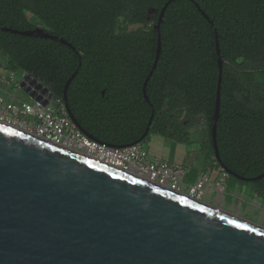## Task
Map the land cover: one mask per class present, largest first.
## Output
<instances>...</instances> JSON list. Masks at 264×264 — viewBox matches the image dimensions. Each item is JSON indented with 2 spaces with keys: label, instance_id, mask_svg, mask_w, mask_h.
<instances>
[{
  "label": "trees",
  "instance_id": "obj_1",
  "mask_svg": "<svg viewBox=\"0 0 264 264\" xmlns=\"http://www.w3.org/2000/svg\"><path fill=\"white\" fill-rule=\"evenodd\" d=\"M167 1L151 0L159 9ZM195 3L214 21L223 59L217 122L221 158L240 175H260L264 172V77L257 74L264 75V0L172 1L160 26V58L146 86L149 102L142 89L155 60L157 32L155 28L117 30L121 18L126 23H147L146 0L90 2L97 8L80 10L73 21L64 17L53 0H0V27L29 30L40 25L72 43L81 56L57 41L0 28L3 67L32 74L61 100L67 80L79 68L67 92L68 103L81 126L99 141H136L154 109L144 142L158 134L179 143L199 144L202 162L212 158L220 166L211 128L218 87L216 38ZM113 4L111 10L108 6ZM29 14L40 24L32 22ZM198 117L205 125L192 131ZM114 120L124 127L120 136L106 130ZM197 177L195 171L188 182ZM250 183L264 197V177Z\"/></svg>",
  "mask_w": 264,
  "mask_h": 264
},
{
  "label": "water",
  "instance_id": "obj_2",
  "mask_svg": "<svg viewBox=\"0 0 264 264\" xmlns=\"http://www.w3.org/2000/svg\"><path fill=\"white\" fill-rule=\"evenodd\" d=\"M172 1L161 8L155 24V60L142 89L147 102L146 86L162 50L160 26ZM195 4L216 38L218 87L211 122L215 158L226 173L241 180L262 179L264 172L245 177L221 158L217 122L223 59L214 21ZM0 28L68 45L81 59L72 43L41 26ZM78 70L64 86L63 102L77 127L98 140L81 126L68 103ZM18 85L41 106L56 97L28 72ZM154 114L153 109L139 139L109 145L142 142ZM0 264H264V227L0 121Z\"/></svg>",
  "mask_w": 264,
  "mask_h": 264
},
{
  "label": "built area",
  "instance_id": "obj_3",
  "mask_svg": "<svg viewBox=\"0 0 264 264\" xmlns=\"http://www.w3.org/2000/svg\"><path fill=\"white\" fill-rule=\"evenodd\" d=\"M42 97L48 99V94L42 93ZM0 121L168 189L185 193L182 187L187 186L185 194L197 199L209 181L208 176L202 175L186 184L184 178L190 165L152 157L144 142L119 148L90 138L77 127L63 100L57 97L41 106L31 98L7 99L0 95Z\"/></svg>",
  "mask_w": 264,
  "mask_h": 264
},
{
  "label": "rangeland",
  "instance_id": "obj_4",
  "mask_svg": "<svg viewBox=\"0 0 264 264\" xmlns=\"http://www.w3.org/2000/svg\"><path fill=\"white\" fill-rule=\"evenodd\" d=\"M29 18L32 22L40 24L35 16L29 14ZM134 27H137V25L131 26V28ZM3 63L5 64V56L0 54V65L3 66ZM24 74V72L18 73L20 80ZM257 77L263 78L264 75L258 73ZM204 125V119L198 117L195 126L191 130L200 129ZM172 143L165 141L160 135H153L151 141H145L144 145L149 149L152 157L161 155L168 158V160L172 159L171 161L179 158V163L190 165L184 178L186 184L189 183V176L195 171L198 176H208L209 181L206 186L209 190H203L202 195L199 197L202 201L214 204L223 210L237 214L245 220L264 227V200L254 190L250 189L249 185L230 178L229 174L218 166L212 158H209L206 163L202 162L203 152L199 144L189 145L175 142L177 149L173 150ZM182 190L187 193V186L182 187Z\"/></svg>",
  "mask_w": 264,
  "mask_h": 264
},
{
  "label": "flooded vegetation",
  "instance_id": "obj_5",
  "mask_svg": "<svg viewBox=\"0 0 264 264\" xmlns=\"http://www.w3.org/2000/svg\"><path fill=\"white\" fill-rule=\"evenodd\" d=\"M53 1L57 2L59 5V8L61 10H63L64 17L68 21L69 20L73 21L77 18V16H79L78 12L80 10H84V9L89 10L91 8L92 9L97 8L98 5H94V4L90 5V2H98L100 0H53ZM111 1L113 2L114 0H111ZM146 1L148 2V4H147V16H146L147 17V23L146 24H143V23H126L123 21V18H121V20L118 23V28H117L118 32L130 33V32H135L138 30L147 31L150 28H155V24L158 22L159 13H160L161 9H159L156 5L152 4L151 0H146ZM113 6H114V4L111 6H108V7L111 10H113ZM109 20L111 21V28L114 29L115 27H114V21H113L112 15L110 16ZM132 25H137V27L131 28ZM125 27H127V29H125ZM184 123H185V125H188V120H186ZM106 130L108 132L110 131L115 136H120L123 134L124 127H122L120 122L114 120L106 127ZM229 176L231 178V176H233V175L229 174ZM237 179L239 181L245 182V185H249L250 189L254 190L258 194V196H260L264 200V197L261 195V192H262L261 189L254 187L249 181L241 180L239 178H237Z\"/></svg>",
  "mask_w": 264,
  "mask_h": 264
},
{
  "label": "crops",
  "instance_id": "obj_6",
  "mask_svg": "<svg viewBox=\"0 0 264 264\" xmlns=\"http://www.w3.org/2000/svg\"><path fill=\"white\" fill-rule=\"evenodd\" d=\"M19 72H23V71H15L14 72V71L5 69L3 66L0 65V95L1 96L6 97L7 99H13V98H18V97L19 98H24V99L30 98L25 93L20 91L21 89L19 88V85H18L19 81H20V77L18 76ZM153 135H158V134H152L151 138H152ZM151 138H150V141H151ZM162 138H164L165 141L167 140L168 142H171V143L173 142L172 143L173 150L177 149V145L175 143L176 141L168 139V138H165V137H162ZM154 157L155 158H165V157H163L161 155H157V156L154 155ZM165 159H168V158H165ZM170 160H172V159H170ZM172 162L179 163V158H177V160L173 159ZM199 177L200 176H198L196 178V180ZM189 183H191V182H189ZM207 188H208V186H206V190H209Z\"/></svg>",
  "mask_w": 264,
  "mask_h": 264
},
{
  "label": "snow or ice",
  "instance_id": "obj_7",
  "mask_svg": "<svg viewBox=\"0 0 264 264\" xmlns=\"http://www.w3.org/2000/svg\"><path fill=\"white\" fill-rule=\"evenodd\" d=\"M238 227H241V226L238 225Z\"/></svg>",
  "mask_w": 264,
  "mask_h": 264
}]
</instances>
